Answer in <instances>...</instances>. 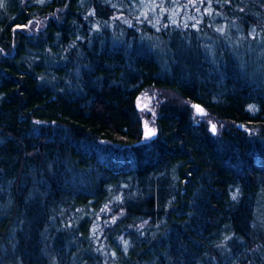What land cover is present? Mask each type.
<instances>
[{
    "label": "trees",
    "instance_id": "1",
    "mask_svg": "<svg viewBox=\"0 0 264 264\" xmlns=\"http://www.w3.org/2000/svg\"><path fill=\"white\" fill-rule=\"evenodd\" d=\"M0 264H264V0H0Z\"/></svg>",
    "mask_w": 264,
    "mask_h": 264
},
{
    "label": "rangeland",
    "instance_id": "2",
    "mask_svg": "<svg viewBox=\"0 0 264 264\" xmlns=\"http://www.w3.org/2000/svg\"><path fill=\"white\" fill-rule=\"evenodd\" d=\"M164 94L160 90L150 89L146 91L138 101V107L143 116V130L145 138L150 141L156 135L155 118L158 114L159 100L162 99ZM201 109V108H200ZM193 115L197 122L204 123L208 130L213 133L212 125L216 126V131L213 134H219L224 129V124L209 116L204 110L203 114H199L197 110L193 109ZM149 130L154 131V135H149ZM97 235V234H96Z\"/></svg>",
    "mask_w": 264,
    "mask_h": 264
},
{
    "label": "snow or ice",
    "instance_id": "3",
    "mask_svg": "<svg viewBox=\"0 0 264 264\" xmlns=\"http://www.w3.org/2000/svg\"><path fill=\"white\" fill-rule=\"evenodd\" d=\"M218 31H223L222 29H217ZM255 31V29H253V32ZM193 107L197 110V112L199 113V114H203V110L202 109H200L199 108V106L198 105H193ZM212 131H213V133H215V131H216V126L213 124L212 125ZM155 133H154V131H152V130H149V135H154Z\"/></svg>",
    "mask_w": 264,
    "mask_h": 264
}]
</instances>
